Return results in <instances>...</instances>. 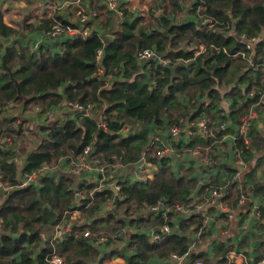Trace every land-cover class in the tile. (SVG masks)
Masks as SVG:
<instances>
[{
  "label": "trees",
  "instance_id": "16d2710c",
  "mask_svg": "<svg viewBox=\"0 0 264 264\" xmlns=\"http://www.w3.org/2000/svg\"><path fill=\"white\" fill-rule=\"evenodd\" d=\"M122 10L123 17L118 29L113 31L111 41H104L96 30L86 38L62 37L57 51L49 46L31 52L23 45L16 47L13 44L6 49L0 65V114L6 113L0 119V174L3 179L16 185L21 179L18 175L23 172L38 169L45 163L56 165L62 156L77 159L90 144L104 164L120 161L133 165L150 144L151 129L164 127L166 120L182 125L210 112L221 121L226 119L221 114L218 84L228 86L225 94L234 99L231 106L234 119L241 120L251 108L264 111V102L259 103L258 97L249 98L248 95L249 90L264 85L263 72L252 73L248 69L241 74L245 66L241 56L233 58L216 50V47L227 48L232 53L246 50L239 39L242 33H246L258 37L254 59L259 61L257 56L264 59V0H195L190 11L196 20L173 24L164 22L167 36L158 34L150 39L137 36L134 32L142 16H133L123 7ZM53 18L44 21L49 29L57 21L56 16ZM110 21L108 19L104 26L111 27ZM60 22L71 24L67 20ZM15 32L16 29L4 21L0 9V36L11 37ZM193 44L197 48L201 45L206 48L194 55ZM154 46L162 61L153 58L143 66L138 57L139 51ZM101 49L103 55L100 64H97ZM167 64L175 65L176 70L173 71ZM99 67L104 70L100 77ZM110 74L114 76L106 80ZM148 79L156 82L154 89H150ZM236 82L247 83L246 89L230 90L229 86ZM59 88L63 91L59 92ZM205 96L212 100L211 105H206ZM185 97L191 98V104L183 103ZM68 100L93 104L94 115L73 117L68 113V116L55 119L49 126H42V130L48 131L47 135L39 133L27 137L23 130L25 122L19 120L21 125L15 126L17 116L9 111L10 106L16 104H22L27 109L35 106L49 111ZM102 114L106 120L103 129L100 128ZM127 123L132 126L122 133ZM203 136L200 133L192 136L180 152L198 144H209L211 139L204 136L203 140ZM248 137L255 144L249 143ZM257 140L259 137L251 129L245 135H238L235 147L245 158H251L253 146L258 147ZM178 147L183 146L179 144ZM18 153L26 155L23 170L18 169L14 161ZM149 160L159 161V173L155 180L134 184L122 181L121 195L124 197L114 202L113 211L101 218H96L97 212L106 202L114 199L115 191L95 189L97 182L94 181H77L70 176L55 180L47 176L41 186L33 182L28 187L11 189L0 205V264H48L46 257L52 251L61 255L66 264H99L103 259L101 247L94 242L95 229L101 223L107 224V234L122 231L135 222L142 229L149 225L150 219L149 215H137L141 207L156 205L163 200L170 206L186 203L197 181L189 173L186 177L178 176L168 163L170 157L157 160L150 155ZM256 170L253 169V175L257 174ZM75 183L76 190L73 187ZM236 185L234 181L227 200L235 201L242 194L243 190ZM73 210L80 211L88 222L86 220L78 229H72L62 238L54 240L57 225L62 222L66 211ZM173 217L174 213H170L165 219L159 212L155 223L159 227L165 222L174 225ZM196 222H201L199 214L185 217L180 221L179 229L171 235L167 234L158 245L151 244L147 233L139 232L140 229L132 231L126 228L125 236H132L131 247L134 248V254L129 257L130 264H149L153 251L161 255L172 251L184 253L191 243V237L185 232L193 229ZM85 228L92 229L89 237L83 233ZM30 244L31 247L28 246ZM112 254L113 251L109 253Z\"/></svg>",
  "mask_w": 264,
  "mask_h": 264
},
{
  "label": "crops",
  "instance_id": "0c3cea01",
  "mask_svg": "<svg viewBox=\"0 0 264 264\" xmlns=\"http://www.w3.org/2000/svg\"><path fill=\"white\" fill-rule=\"evenodd\" d=\"M70 1L71 0H25L28 7L14 12L9 4V0H0V9L4 14V21L16 29L13 36H2L4 39L2 41L3 43H0V65L2 64V59L6 49L11 44L16 47L23 45L31 52L40 51L41 48L43 49L49 46H51L54 51L59 50L62 44V37H50L48 35V31L50 29L47 28L44 21L46 19H54L53 17L56 16V20L59 22L63 20H67L71 23L77 22L76 11L81 7L86 9L88 15L85 26L93 27L94 31L97 30L106 42L113 39V31L117 30L120 25L121 17H123L122 7L132 13L133 16H142V20L139 22L134 32L137 36H141L144 39H150L158 34H162V37L163 35L167 36V28L165 27L164 22L173 24L174 22L181 23L196 20V17H194L190 11L195 0H118L120 9L118 11L109 7V0H82L79 5L68 6ZM12 2L19 3V0H12ZM5 4H9V7H5ZM93 12L97 13L96 16L93 15ZM108 19L111 20V27L104 26ZM192 46L194 55H196L195 52L198 50H201L202 48L205 50L206 48L203 45L198 48L196 47L197 45L193 44ZM154 49L159 54V51L155 48V46ZM216 50L218 53L224 52L233 58L239 54V56L245 60V66L242 67L241 74L248 69L251 70L252 73L258 71L255 68L250 67V65H252V61L255 60V50H240L237 53H232L227 48L222 49L216 47ZM100 51H102L103 55V50L101 49ZM257 57L259 60L261 59V57ZM156 59L162 61L161 58ZM148 61H142V63H144L143 66H145ZM231 70L232 68L229 69L230 76L232 75L230 74ZM259 70L263 72L262 82L264 83V69L260 68ZM148 83L150 85V89H154L156 87L155 81L150 80ZM217 87H220L219 92L221 93V114L225 116L226 119L221 121L220 118H215L213 113L210 112L209 115L204 113L201 117L188 120L182 125L171 124L169 120H166L164 127H154L151 129L153 132L151 134L150 144L147 145L138 162L133 165L129 164L127 167L122 168V170L116 169L114 172L109 171L110 177L113 176L114 180L126 178V181H129L131 184L145 182L143 179L134 180V177L132 176L136 172H140V174L144 175L152 174L154 178L157 176L160 168L158 165L159 161L151 162L149 160L150 155L155 156L157 160H160L164 156L170 157L174 160L172 166L173 169L176 168L178 171L180 167L183 166L186 173H189V175L197 181L196 186L191 188L189 192L188 201L193 200L198 202H202V198L207 196L209 188L211 187L213 188L227 185L229 193L231 185L234 183V180L232 179L234 171L240 172V184L242 187L238 182L236 187L242 188L244 194L247 195L248 202L240 206L238 204L243 191L239 197L235 198L236 200L234 199L235 201L227 200L226 197L228 194L223 198L224 203L236 208L237 219L229 223L225 215L219 210L218 206L210 209L209 212L213 216L210 221V229L207 232H204L203 235L197 239L192 248V238L194 240V237H196L195 227L198 222L193 225V229H189L185 232L187 236L191 237V243H189V246L184 253L172 251L168 254L161 255L158 251H153L149 259V264H199V261L202 262L201 264H248L249 262H259L264 259V160L261 159H264V111H258L255 109L258 111L257 116L251 120L247 131L249 132L251 129H254L257 137H259V140L256 141V145H258V147L253 146L252 148L253 156L251 158H245L242 153L241 155H238L235 150V136H238V127L247 115L242 116L239 121L234 119L232 113L233 111L231 110L234 99L233 97L225 94V89L228 86L218 84ZM229 87L230 90H244L247 87V83L236 82L233 83V86L231 84ZM263 88L264 85L258 87L257 89L253 88L249 90V92L247 91L248 95L251 91H255L254 96L260 99L261 95L257 92ZM58 91L62 92L63 89L59 88ZM204 100L205 103H208V96H205ZM10 109L11 110L9 111H13V113L17 116L18 124H20L19 120L24 121L25 124H27V128L24 131V134L27 137H34L39 133L47 135L48 131L42 130V126H49L51 121L53 122L55 119H58L59 117L61 118L62 116H68V113H70V116L73 117L79 115L75 110L67 108L64 104L60 107L54 106L49 110H53L52 113L54 118H49V115H47L48 111H43L41 108L35 106L27 109L22 104H16L10 106ZM251 110L253 109L251 108ZM63 112L66 114L63 115ZM91 115H94L93 111ZM204 117L209 121L207 131H201L196 124L197 121ZM175 125L182 127L185 130L184 134H182L179 139L174 137L170 131L171 127ZM131 126L132 124L127 123V126L124 128L125 132L122 133H126L127 127ZM190 131L193 133L190 134ZM198 133L211 139L210 143L205 146L198 144L204 149L205 157L202 161H199L187 152L190 148H187L184 152H180L186 145L189 144L188 142L190 141V138L192 136L194 137ZM157 135L160 136V139L153 141ZM247 141L251 144L254 143V140L251 137H248ZM179 144L183 147L179 148ZM211 144L214 145L212 154L207 152V147ZM168 145H170L171 148H167ZM165 149L171 150L167 151L160 157L156 156V153L159 150ZM184 153L188 154L183 156ZM19 156L23 162H20L18 158H16V162L24 163L26 155L23 154L22 156V153H20ZM97 156H99V154L95 153L94 150L90 158L94 160ZM56 165L58 166H55L53 171L44 175H39L34 182L41 186L42 180L47 176L55 178V180H61L65 176H70L75 178L77 181L86 180L88 182H97L96 179L98 178V173L95 169L84 170L80 173H73L69 163L62 162L61 164L57 163ZM253 169H257L256 175H253ZM177 171L176 174L180 176ZM129 176L132 178L128 179L127 177ZM18 177L20 178L21 175H18ZM73 187L76 190L77 183H75ZM117 200L119 199L106 202L102 209L97 212L98 216L96 218H101L102 216L107 215L110 211H113V204L116 205L114 202H117ZM141 214L149 215L150 222H148V226L142 227V229L137 227L136 229H140L139 232L147 233L151 244H160L163 240L159 243H155L151 238L152 233L160 231V227L155 223L157 221L156 212L144 210ZM162 217L165 218L163 213ZM184 218L185 215L181 213H178L176 214V217H173V223L175 224H171L172 231L170 232V235L179 229L180 221ZM86 220L87 218L82 216L79 211L76 228L78 229L81 224L86 222ZM128 222H130L129 219ZM134 224H130L126 228H130L129 230H131V228L134 227ZM106 227V223H101L98 228L95 229L96 235L102 232H107L105 231ZM85 229L92 230L91 228ZM128 229H126V231H128ZM226 229H229L230 231L228 234L223 232ZM131 237L132 236L130 234H127L123 240H112L107 245L102 246L100 250L103 259L99 264H130L129 257L134 254V248L131 247ZM28 246L31 247V244ZM231 248H238L242 250L246 254L247 259L230 255L229 253L231 252ZM111 251H113V254L109 255ZM174 254L183 256L182 260H175L173 258Z\"/></svg>",
  "mask_w": 264,
  "mask_h": 264
},
{
  "label": "built area",
  "instance_id": "2783aa9c",
  "mask_svg": "<svg viewBox=\"0 0 264 264\" xmlns=\"http://www.w3.org/2000/svg\"><path fill=\"white\" fill-rule=\"evenodd\" d=\"M82 0H71L69 2L68 6H76L79 5L81 3ZM108 5H115V7H110L113 10H120L119 9V4H118V0H109ZM96 12H93V15L96 16ZM122 14V13H121ZM76 15H77V22H72L71 24H67L64 25L61 22H54L51 29L48 31V35L50 37H76V36H83V37H88L90 36L94 29L93 27H87L85 26L86 24V20H87V12L86 9L84 8H79L76 11ZM4 37L0 36V43H3ZM239 39L241 40V42L245 45L246 50L247 51H252L254 50L255 47V43L258 41V37L256 36H249L246 33H242L239 36ZM204 52V48H202L200 50V53ZM151 53V54H148ZM138 57L141 61H148L150 59L153 58H159V54L155 51L154 48H145V49H141L139 51ZM101 58H102V51H99L98 57L96 59L97 64H100L101 62ZM186 62L188 63L189 60H186ZM260 65V68H264L263 64H264V59H260L259 61L254 60L252 61V65ZM104 74V70L102 67H99L98 69V77H100L101 75ZM113 74L108 75L107 80H110L111 77H113ZM108 84V83H107ZM255 91H251L249 93V96L252 97L254 96ZM258 94H260V102H264V88L260 89L258 92ZM67 108L73 109L77 112V114H79L80 116H89L91 115L92 111L94 110L93 108V104L91 103H82L80 101H65L63 103ZM253 110H251V112L243 119L242 123L239 125L238 127V133L241 135H245V133L248 131L249 126H250V122L252 119H254L257 116L258 111L255 110V108H252ZM53 110L52 111H48L47 115H49V118H54L53 115ZM52 122V121H51ZM106 124V120L104 118V115L102 114L100 116V125L104 126ZM196 124L198 125V128L201 131H207V127L209 124V121L207 118H202L199 121L196 122ZM16 125V124H14ZM170 131L172 132L174 137H177V139H179L181 137L182 134H184L185 130L182 127L179 126H172ZM125 132V129L122 131ZM190 134H192L193 132L190 131ZM208 133V132H207ZM238 134V135H239ZM238 136H235V140ZM160 136H156V138L153 140H159ZM181 141V140H179ZM213 147L214 145H209V147H207V152L212 154L213 153ZM167 148H171L170 145L167 146ZM94 147L93 145H87L86 148L84 149L83 154L78 157L77 159H67L65 156H62L59 159L58 164L60 163H69L71 165V171L73 173H80L81 171L84 170H90V169H95L98 173V178L96 179L97 181V186L95 189H112L115 191V197L114 199H121L124 196L121 195V189H122V181H126V178H121L120 180H114V177H110V172H114V170L116 169H120L122 170V168L127 167V164L121 163L120 161H115L113 163H108V164H104L101 161L100 156H97V158H95L94 160H92L90 158V156L92 155L93 151H94ZM171 149H165V150H159L156 153V156L160 157L161 155L165 154L167 151H170ZM235 150L237 151L238 155H241V152L239 150H237L235 148ZM188 153H190L191 155H193L195 158H197L199 161L204 159V149L202 148V146L200 145H196L193 148H190L189 151H187ZM188 153H184L183 156L185 154ZM24 163H18L19 166H23ZM55 166L58 165H52L50 163H45L43 164L40 168L35 169L33 171L30 172H23L20 171L21 174V179L19 180V182H17L16 185L10 183L8 180L3 179V176L0 174V205L3 203L6 194L13 188L20 186V187H28L30 186L37 178L39 175L41 174H47L50 171H53L55 169ZM94 167V168H93ZM134 180H138L139 178H141V180H145L148 181V179H153V175L152 174H148V175H144V174H140V172H136L135 174H133ZM131 176L127 177L132 178ZM232 179L236 182L239 183V185L242 187L241 183V178H240V172L235 171L232 175ZM240 187V188H241ZM242 189V188H241ZM228 194V186L224 185V186H219V187H211L209 188V193L207 194L206 197L202 198V202H198V201H188L186 203H177L174 206H170L167 203H158L156 205H145L143 208H141L138 212L139 215H141V213H143L144 210H151L153 212L159 213H163V216L165 217V219H168L169 213H174V217H176V214L181 213L184 214L185 217H189L191 214H199L201 216V222L197 223L195 229V234L196 237H194V240L192 238V242L191 243V248L193 247V245L195 244V242L197 241V239L200 238L201 235H203L204 232H207L210 229V221L212 219V215L210 214L209 210L214 208V207H219V210L221 211V213H223L227 219V221L229 223L235 221L237 219V211L236 208L231 207L230 205L224 203L223 198ZM113 199V200H114ZM112 200V201H113ZM114 200V201H115ZM197 200V198H196ZM111 201V200H110ZM246 202H248V198L247 195L243 194L241 195L238 204L243 205ZM112 203V202H109ZM195 209V210H194ZM191 213V214H190ZM79 216V211L78 210H73V211H66L62 222L57 225L56 229H55V233L53 235V239L54 240H58L61 237H63L64 235L68 234L71 232L72 229H75L77 226V219ZM137 227L138 224L135 222L134 227L131 228V230H135L137 231ZM2 231V218H0V233ZM172 231V225L169 223H164V225L160 226V231L156 232V233H152L151 238L153 239V241L155 243H159L163 240V238L165 237V235L170 234V232ZM125 232L126 229H123L122 231H119L117 233H113V234H107V233H99L96 235L95 238V245L102 247L108 244L109 240L112 239L114 241L116 240H123L125 239ZM225 234H228L230 231L229 229H226L223 231ZM83 233L86 237H89L92 232L90 229H83ZM236 248V247H234ZM231 248V252L229 253L230 255H234L236 257H241L243 259H247L246 254L240 250V249H234ZM173 258L175 260L181 261L183 256H180L178 254H174ZM48 264H66L65 259L59 255L56 251H52L48 254V256L46 257ZM202 262L199 261V264H201ZM248 264H264V259L259 261V262H249Z\"/></svg>",
  "mask_w": 264,
  "mask_h": 264
},
{
  "label": "rangeland",
  "instance_id": "374dc122",
  "mask_svg": "<svg viewBox=\"0 0 264 264\" xmlns=\"http://www.w3.org/2000/svg\"><path fill=\"white\" fill-rule=\"evenodd\" d=\"M84 38H86V37H84ZM200 53V50H198L197 52H195V54L196 55H198ZM239 56V54L236 56V57H238ZM236 57H234V58H236ZM247 57H249V56H247ZM243 59V58H242ZM244 60V59H243ZM245 61V60H244ZM178 64V63H177ZM250 65V64H249ZM175 66V65H174ZM176 67V66H175ZM250 67H253V68H255L256 70H259L260 69V65L259 64H257V65H250ZM263 67H264V64H263ZM264 69V68H263ZM250 75L251 76H254L255 74H252V73H250ZM199 95H200V93H198ZM220 96H221V93L219 92V98H220ZM198 100H200L201 99V97H199L198 96V98H197ZM191 98L190 97H185L184 99H183V103H185L186 105H189V104H191ZM211 102H212V100L211 99H209V101H208V103H206V105H211ZM222 106V105H221ZM10 109V108H9ZM11 110V109H10ZM8 111V110H7ZM6 115V113L5 112H2L1 114H0V119H2L4 116ZM70 116V115H69ZM14 124H16V125H18V126H20L21 125V123L20 124H18V122L16 123H14ZM183 124H184V122H183ZM15 125V126H16ZM27 128V124H23V130L25 131V129ZM201 139H203V140H205V137L203 136V137H201ZM151 141V140H150ZM22 156H23V154H22ZM253 156V155H252ZM16 158H18L19 159V161L20 162H23V160L20 158V156L18 155ZM15 158V160L14 161H17V159ZM166 161H167V159H165ZM58 163V162H57ZM168 163H169V165H171V166H173V163H174V160L173 159H171L170 158V160H168ZM18 164V163H17ZM160 166V165H159ZM18 169H22V166H19L18 165ZM23 170V169H22ZM22 170H20V171H22ZM174 170L175 171H177L176 170V168H174ZM177 173L180 175V176H182V175H184V177H186V170H185V168L182 166V167H180V169L177 171ZM156 178V177H155ZM155 178H153V179H151V180H148V181H145V183H147V182H153L154 180H155ZM140 180H141V178H139ZM93 190H95V189H93ZM101 190V189H100ZM165 201L163 200V202H161V203H164Z\"/></svg>",
  "mask_w": 264,
  "mask_h": 264
},
{
  "label": "clouds",
  "instance_id": "9594fccd",
  "mask_svg": "<svg viewBox=\"0 0 264 264\" xmlns=\"http://www.w3.org/2000/svg\"><path fill=\"white\" fill-rule=\"evenodd\" d=\"M9 4L12 7L14 12L28 7V4L25 2V0H19V3H13L12 0H9ZM9 4H5L4 6L9 7ZM109 7H115V5H109ZM148 54H151V53H148Z\"/></svg>",
  "mask_w": 264,
  "mask_h": 264
},
{
  "label": "water",
  "instance_id": "95a60500",
  "mask_svg": "<svg viewBox=\"0 0 264 264\" xmlns=\"http://www.w3.org/2000/svg\"><path fill=\"white\" fill-rule=\"evenodd\" d=\"M262 35L264 36V31H263V33H262ZM168 66H170L169 64H167ZM171 68H172V70L173 71H175L176 70V67L175 66H170ZM148 82H150V80H148ZM101 129H103V126H101L100 127ZM79 199V194H77V200ZM50 235H48V237H49Z\"/></svg>",
  "mask_w": 264,
  "mask_h": 264
}]
</instances>
